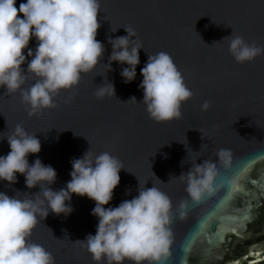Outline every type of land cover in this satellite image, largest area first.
<instances>
[{"label": "water", "instance_id": "obj_1", "mask_svg": "<svg viewBox=\"0 0 264 264\" xmlns=\"http://www.w3.org/2000/svg\"><path fill=\"white\" fill-rule=\"evenodd\" d=\"M21 3L26 0H16L17 9ZM99 4L96 39L104 53L95 71L82 74L78 86L55 96L54 108L31 117L20 91L9 93L0 88V139L11 136L17 125L36 135L41 150L29 155L28 161L40 159L55 169L56 181L50 186L54 191L71 179V161L90 150V158L108 152L125 169L105 207L131 200L144 187L166 193L173 220L165 264L263 263L264 54L239 64L228 50V40L222 39L233 30L248 44L264 47V0H99ZM127 27L135 30L134 39L143 48L131 83L120 76L127 65L113 62L108 73L105 67L112 52L109 39L126 36L123 28ZM36 44L30 40L29 48L34 51ZM159 52L171 56L193 93L181 106L182 118L172 122L157 123L150 118L139 88L140 69L149 55ZM24 54L26 73L30 58L27 50ZM105 73L114 84L115 97L98 99L96 88L106 82ZM33 83L29 74L23 88ZM132 97L137 102L121 103ZM205 101L210 106L202 111ZM220 149L231 151L228 167L218 160ZM9 151L6 139L0 140V156ZM205 160L216 163L217 187L212 195L193 203L186 180L169 179ZM229 188L236 189L231 196ZM39 191V187L27 189L20 174L13 185L0 181V192L9 197L24 199ZM182 201L187 207L181 219ZM70 205L73 211L67 217L49 213L46 219L39 218L28 243L43 246L54 264H98L85 245L69 242L95 235L98 220L91 214L95 204L73 195Z\"/></svg>", "mask_w": 264, "mask_h": 264}, {"label": "clouds", "instance_id": "obj_2", "mask_svg": "<svg viewBox=\"0 0 264 264\" xmlns=\"http://www.w3.org/2000/svg\"><path fill=\"white\" fill-rule=\"evenodd\" d=\"M99 8V0H26L18 9L16 0H0V88L9 93L20 91L22 102L29 107V117L42 109L54 108L55 96L78 86L82 74L95 71L104 53L103 44L96 39L100 28ZM123 29L126 36L109 39L112 52L105 67L108 73L112 71L113 62L127 65L120 76L125 83H131L136 77L139 52L143 48L134 39V29ZM33 39L37 42L34 51L29 48ZM224 40H228V50L239 64L264 54V47L248 44L240 35H234L233 30ZM25 50L30 58L26 73L22 68L26 61ZM107 73L106 82L96 88L98 99L115 97L114 84L107 81ZM29 74L34 83L24 89ZM140 75L142 103L150 118L157 123L181 119V106L193 93L171 56L166 52L149 55ZM130 101L137 102L135 97L120 102ZM209 106L205 101L201 110L207 111ZM5 139L10 151L0 156V181L13 185L20 174L25 178L27 189L39 187L40 191L34 196L26 194L29 198L24 199L0 192V264H54L51 253L28 240L39 218L44 220L49 213L69 216L73 211L70 205L73 195L87 197L95 204L91 212L98 220L95 235L89 234L83 241L69 240L85 245L94 261L98 264L102 260L107 264H165L172 243L170 225L173 220L171 200L166 193L154 186L144 187L131 200H124L117 207H105L113 199L114 189L120 182L119 173L124 167L108 152L90 158V150L71 161V179L64 188L54 191L50 186L56 181L55 169L44 165L40 159L31 164L28 161L29 155L41 150L36 135L17 125L11 136L0 140ZM217 156L220 163L229 166V149H220ZM217 177L216 163L205 160L202 164H193L186 174L170 177L169 182L186 180L188 197L191 202L199 203L213 194ZM186 207V201L179 205L181 219Z\"/></svg>", "mask_w": 264, "mask_h": 264}, {"label": "snow or ice", "instance_id": "obj_3", "mask_svg": "<svg viewBox=\"0 0 264 264\" xmlns=\"http://www.w3.org/2000/svg\"><path fill=\"white\" fill-rule=\"evenodd\" d=\"M238 174H239V173H237V175H238ZM234 191H236V189L229 188L228 195L231 196L232 193H233ZM185 251H187V248L185 249Z\"/></svg>", "mask_w": 264, "mask_h": 264}, {"label": "trees", "instance_id": "obj_4", "mask_svg": "<svg viewBox=\"0 0 264 264\" xmlns=\"http://www.w3.org/2000/svg\"><path fill=\"white\" fill-rule=\"evenodd\" d=\"M260 264H264V262L263 263H260Z\"/></svg>", "mask_w": 264, "mask_h": 264}]
</instances>
